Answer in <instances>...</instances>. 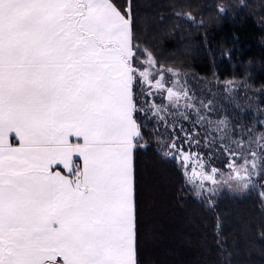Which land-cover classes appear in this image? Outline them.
<instances>
[{"label":"snow or ice","instance_id":"obj_1","mask_svg":"<svg viewBox=\"0 0 264 264\" xmlns=\"http://www.w3.org/2000/svg\"><path fill=\"white\" fill-rule=\"evenodd\" d=\"M131 13L132 0H0V264H138L135 116L102 46Z\"/></svg>","mask_w":264,"mask_h":264},{"label":"trees","instance_id":"obj_2","mask_svg":"<svg viewBox=\"0 0 264 264\" xmlns=\"http://www.w3.org/2000/svg\"><path fill=\"white\" fill-rule=\"evenodd\" d=\"M115 2L124 6L126 0ZM127 20L133 76L134 61L150 54L157 68L208 82H239L244 92L264 95V0H132ZM263 95L251 101L256 111L239 102L244 116L232 108L239 118L236 131L259 130ZM225 101L235 106L233 99ZM134 122L138 264H264V208L257 193L225 195L210 204L198 199L177 163L162 156L143 123ZM253 146L244 151H255Z\"/></svg>","mask_w":264,"mask_h":264},{"label":"rangeland","instance_id":"obj_3","mask_svg":"<svg viewBox=\"0 0 264 264\" xmlns=\"http://www.w3.org/2000/svg\"><path fill=\"white\" fill-rule=\"evenodd\" d=\"M133 66L137 70L132 83L137 124H144L165 159L176 162L166 156L174 140L178 154L179 147L184 148L187 166L182 173L193 195L210 204L225 195L245 198L255 192L264 208V113L256 122L259 130L251 132L246 127L240 133L234 127L239 118L232 111L244 116L239 103L248 112L258 110L251 101L262 100L263 94L252 96L239 82H208L178 70L157 68L150 54ZM228 97L239 109L226 107ZM251 144L255 151H244Z\"/></svg>","mask_w":264,"mask_h":264},{"label":"crops","instance_id":"obj_4","mask_svg":"<svg viewBox=\"0 0 264 264\" xmlns=\"http://www.w3.org/2000/svg\"><path fill=\"white\" fill-rule=\"evenodd\" d=\"M104 47L114 49L119 53L121 66L124 72V86L127 98V105L130 113H133V96H132V83H133V70L131 68V36L129 21L127 19L122 21V32L114 39L107 41ZM135 139L138 136V127L135 122Z\"/></svg>","mask_w":264,"mask_h":264}]
</instances>
